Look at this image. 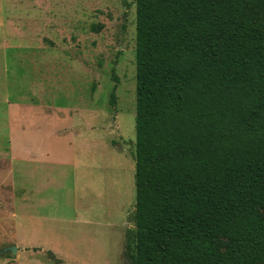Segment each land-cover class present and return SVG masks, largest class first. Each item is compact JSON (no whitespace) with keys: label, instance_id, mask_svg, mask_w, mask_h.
Wrapping results in <instances>:
<instances>
[{"label":"trees","instance_id":"16d2710c","mask_svg":"<svg viewBox=\"0 0 264 264\" xmlns=\"http://www.w3.org/2000/svg\"><path fill=\"white\" fill-rule=\"evenodd\" d=\"M134 121L125 263L264 264V0H135Z\"/></svg>","mask_w":264,"mask_h":264},{"label":"rangeland","instance_id":"374dc122","mask_svg":"<svg viewBox=\"0 0 264 264\" xmlns=\"http://www.w3.org/2000/svg\"><path fill=\"white\" fill-rule=\"evenodd\" d=\"M7 102L70 109L77 128H54L51 144L71 164L35 168L31 184L0 179V264H126L135 0H0V143ZM11 247L15 254L4 251Z\"/></svg>","mask_w":264,"mask_h":264},{"label":"crops","instance_id":"0c3cea01","mask_svg":"<svg viewBox=\"0 0 264 264\" xmlns=\"http://www.w3.org/2000/svg\"><path fill=\"white\" fill-rule=\"evenodd\" d=\"M6 109L8 119L4 120L7 126L4 136L8 142L0 143V179L9 177L21 184H31L30 180L38 173L35 168H47L45 172L48 173L54 165L72 163L73 158L70 162L66 152L57 153L51 147L55 141L54 128L58 127L62 135L77 128L70 109H55L52 105H33L31 102H7ZM24 109L29 113L23 114Z\"/></svg>","mask_w":264,"mask_h":264},{"label":"water","instance_id":"95a60500","mask_svg":"<svg viewBox=\"0 0 264 264\" xmlns=\"http://www.w3.org/2000/svg\"><path fill=\"white\" fill-rule=\"evenodd\" d=\"M4 251H8V252H10V253H12V254H15L16 251H17V249H16L15 247H11V248H7V249H5Z\"/></svg>","mask_w":264,"mask_h":264}]
</instances>
